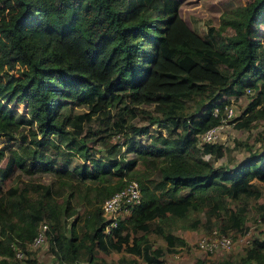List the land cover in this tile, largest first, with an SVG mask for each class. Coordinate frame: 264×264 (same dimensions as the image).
<instances>
[{"label": "trees", "instance_id": "1", "mask_svg": "<svg viewBox=\"0 0 264 264\" xmlns=\"http://www.w3.org/2000/svg\"><path fill=\"white\" fill-rule=\"evenodd\" d=\"M235 15L227 21L233 35L221 37L220 24L202 36L181 16L179 0H0V135L15 142L0 146V177L15 168L31 173L38 149L81 158L57 179L19 178L0 191V264H37L17 253H29L41 223L49 264H111L98 252L112 250L142 259L122 256L117 264H163L166 252L185 244L178 228L247 230L250 203L264 192V128L259 147L240 159L198 136L220 122L230 97L248 89L251 99L232 122L240 129L264 122V41L256 34L264 28V0H250ZM182 93L198 96L192 111ZM75 103L87 110L71 113ZM155 123L160 129L150 133ZM22 127L35 134L33 145L25 133L16 137ZM126 128V149L136 153L128 159L120 143L104 141ZM145 134L148 143L136 139ZM94 137L105 150L99 156L88 144ZM138 161L148 176L137 177ZM131 179L140 200L107 232L101 204ZM81 191L83 215L73 208ZM256 208L264 221V202ZM197 264H264V237L253 238L238 259Z\"/></svg>", "mask_w": 264, "mask_h": 264}, {"label": "rangeland", "instance_id": "2", "mask_svg": "<svg viewBox=\"0 0 264 264\" xmlns=\"http://www.w3.org/2000/svg\"><path fill=\"white\" fill-rule=\"evenodd\" d=\"M180 1V14L187 22V24L197 33L202 36H206L208 28L212 26L213 28H218L220 24H224L226 28L221 31V37L226 35H233L234 31L227 21L229 17H235V12L245 6L250 0H179ZM257 35L260 41H264V28L262 25L256 27ZM238 97H230L227 105H231L234 111V117L242 116L244 109L246 108L249 100L251 99V92H247ZM181 98L185 100L187 104V109L193 110L195 103L198 101V96L193 93H182ZM12 107L16 108L19 112L29 113V110L23 102L14 101L10 104ZM70 107V108H69ZM68 111L73 114L83 112L87 110L85 106L79 105L77 103L68 105ZM252 111L255 107L251 108ZM115 108H111V115H113ZM154 111V114L161 117L159 111ZM113 119V117L111 118ZM139 118L134 117L133 121H137ZM144 120H141L142 122ZM229 124L224 125L219 131V141L225 144L227 147L231 148V153L234 157L240 159L249 152L255 150L259 147V142L257 140L258 134L261 129L264 128L263 120L256 121V126L251 129H240L234 126V122L231 119L228 120ZM25 127V126H24ZM22 127L15 129L16 137L19 138L21 133L26 134V141L33 145L35 134L30 130ZM160 127L157 123L150 126V133L156 132ZM182 135L187 132V127L184 126L180 129ZM84 133V132H83ZM104 133V132H102ZM132 131L128 128L119 132L113 133L109 137H105L104 141L108 143L118 142L121 144L120 155L126 159L134 157L136 153L134 151L129 152L126 149V145L129 142L128 138L131 136ZM141 140L142 143H148V134L144 136H139L136 139ZM103 141V142H104ZM15 143L14 140H5V137L0 135V146H10ZM106 143V142H104ZM89 145H93L97 150L96 156L101 155L104 152L103 144L97 137L92 138L88 141ZM45 148V147H44ZM39 160L32 164V172L27 173L20 168H15L14 171L6 178L0 177V191H5L11 184L18 182L19 178L24 180H40L48 182L53 177L57 179L58 174H61L65 166L72 169L81 158L77 154H66V155H54L50 150L38 149L36 150ZM107 155V152H105ZM207 157V156H206ZM224 157L221 160H226ZM227 161V160H226ZM217 163V162H215ZM5 159L0 162V167H4ZM136 170H138L137 177L144 178L148 176V170L142 161H138L135 165ZM64 191V190H63ZM62 191V193H63ZM264 191V190H263ZM83 191L75 193L73 199V208L78 210L81 215L86 212L85 199L82 198ZM63 197V194H59V199ZM258 202H264V192L257 200ZM256 200H253L249 206V212L246 218L247 230L245 232H227L228 236L232 239V244L229 248L217 250L213 252H206L198 247V241L206 235H209L213 230L219 232L216 227L211 228V230L206 231L202 228L200 229H176L175 232L180 233L185 238V244L176 246L173 251L166 252L163 257V264H197L198 259H206L208 262H217L224 257H232L238 259L239 256L244 252L245 247L249 242L255 238L264 237V221L260 220V212L256 208ZM128 212L121 213L122 216L129 214ZM125 213V214H124ZM72 217V216H71ZM68 218L67 221L72 218ZM16 220V217H15ZM155 245L166 244L158 238H153ZM29 253H20V257L26 258H36L37 264H49L53 260V255L49 250L47 238L41 244L37 246H32L27 244ZM100 257H103L105 261L111 264H117L118 260L122 257H136L139 261L142 259L138 256L132 255L126 251H115L112 250L109 253L98 252Z\"/></svg>", "mask_w": 264, "mask_h": 264}, {"label": "built area", "instance_id": "3", "mask_svg": "<svg viewBox=\"0 0 264 264\" xmlns=\"http://www.w3.org/2000/svg\"><path fill=\"white\" fill-rule=\"evenodd\" d=\"M247 92H250L248 89ZM214 115H217L218 109L214 108ZM234 111L231 105H224L220 122L216 125H212L200 133L199 140L203 142H218L219 141V131L224 125L229 124L228 120L234 119ZM140 200V187L136 179L129 180L124 187L116 190L109 197H107L101 204L103 213L109 219V223L106 225L105 230L108 232L111 226H115L117 222L118 214L123 212H128L133 207L134 204ZM47 225L41 223L37 234L31 241L32 246H37L46 240L45 230ZM232 244V239L225 233H220L213 230L209 235L203 236L198 241V247L206 252H213L217 250H222L229 248ZM20 253L17 256L20 257Z\"/></svg>", "mask_w": 264, "mask_h": 264}]
</instances>
